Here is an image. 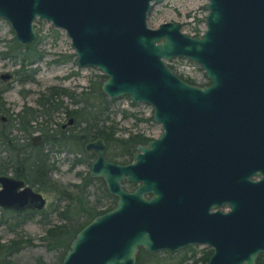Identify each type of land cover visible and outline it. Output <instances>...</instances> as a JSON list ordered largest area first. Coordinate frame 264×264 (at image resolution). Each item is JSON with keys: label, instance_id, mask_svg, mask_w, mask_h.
<instances>
[{"label": "water", "instance_id": "95a60500", "mask_svg": "<svg viewBox=\"0 0 264 264\" xmlns=\"http://www.w3.org/2000/svg\"><path fill=\"white\" fill-rule=\"evenodd\" d=\"M156 1L0 0L19 45L36 40L35 21L63 30L77 64L105 77L108 99L150 105L162 127L127 164L105 158L102 138L85 144L95 154L91 177L117 200L76 233L61 264H135L139 247L192 244L213 249L206 264H255L264 253V0H207L200 36L176 22L148 27ZM175 57L198 64L209 83L180 78L166 63ZM123 181L137 186L127 191ZM46 202L0 174V208L42 210ZM220 203L229 210L210 212Z\"/></svg>", "mask_w": 264, "mask_h": 264}, {"label": "trees", "instance_id": "16d2710c", "mask_svg": "<svg viewBox=\"0 0 264 264\" xmlns=\"http://www.w3.org/2000/svg\"><path fill=\"white\" fill-rule=\"evenodd\" d=\"M193 35H200L197 28L194 29ZM35 44L33 42L22 46L13 37L8 44V50L1 52L3 56L18 64L19 67L14 71V74L21 84L34 80L36 69H33V74H28L25 68L42 60L44 56L43 52L40 53L35 49ZM170 68L172 69V67ZM177 75L194 85L203 86L209 83L207 80L205 83L197 84L189 77H184L179 73ZM99 77L101 80L105 79L103 75H99ZM91 83H93V86H90L92 89L81 91L78 94L62 86H49L45 89V92L38 94L35 100L36 107L24 104L15 113L10 112V109L5 107L3 99V92L9 86L0 87V151L5 152L8 156L5 161V168L1 169L0 164V174H7V171L11 170L13 177L23 180L25 184L31 187H35L36 191L49 193L56 200L50 211V213H55L56 221L49 220L50 213L44 211V208L42 210L26 209L14 211L15 223L9 228L15 232V225H21L35 215L40 216L39 220L47 225L40 240L48 250L57 253L58 264H61L76 233L96 215L112 209L114 203H116V197L108 192L105 182L99 177L95 180L100 182L102 197L110 199L113 205L100 208V200L91 205L88 201L87 187L94 179L91 177L90 171L86 176L80 178V183L71 184L72 191L60 186L61 189L51 178V173L58 168L51 159L50 153L52 151L60 152L67 147L68 152L73 155L69 169H73L78 164L86 161L91 164L90 160L93 155L89 157L84 146L89 141L102 138L106 144L105 158L119 164H127L132 161L136 146L146 144L147 141L152 139L141 132H128L126 137L118 134L119 123L114 120L110 111V107L115 100L108 99L103 94L100 88L102 81L97 84L90 81ZM63 96L69 97L77 107L68 109L66 106H62L60 98ZM130 103L136 105L132 101ZM61 109L66 116L74 117V126L67 131L61 130V125L52 128L53 114ZM120 111L122 119L153 120L152 114L148 117H140L138 113L126 109ZM3 115L7 116V123L2 122ZM14 131L26 136L20 137ZM35 132H39L43 138L42 142L36 146L28 141V138ZM30 244L31 240L24 237H17L8 244L0 242V264H11L8 257ZM161 254H163V257H159ZM211 254V251L205 249L200 250L198 254L191 247L176 252L167 250L148 252L139 247L135 264H206ZM168 258L173 259V261L167 263L165 260ZM35 264L48 263L42 258H37ZM255 264H264V253L258 255Z\"/></svg>", "mask_w": 264, "mask_h": 264}, {"label": "rangeland", "instance_id": "374dc122", "mask_svg": "<svg viewBox=\"0 0 264 264\" xmlns=\"http://www.w3.org/2000/svg\"><path fill=\"white\" fill-rule=\"evenodd\" d=\"M206 2L207 0L156 1L152 4L151 11L148 14L147 25L150 28H156L164 22H176L182 25V31L188 35H193L195 28H197L202 34L205 30L204 20L207 11L204 5ZM197 20L199 21L197 22ZM34 29L37 33V38L34 41L36 44L34 47L38 52H43L44 56L42 60L25 68L28 74H33V69H36L34 80L21 84L17 81L18 77L14 74V71L19 67L18 64L1 54V52L8 50V44L12 38L15 37V34L11 29L10 24L6 20L0 18V74H11L9 79L4 80L0 78V87L9 86L3 92V99L5 101V107L9 108L10 112H17L24 104L36 107L35 100L38 94L45 92V89L52 85L65 87L78 94L81 91L92 89L90 86H93V83L90 84V81L95 82V84L101 81L103 82L99 77V75L102 74L97 68L81 67L77 64L70 40L63 30L54 28L46 21H35ZM166 63L168 66L172 67V70L176 74L179 73L184 77H189L197 84H202L207 81L203 70L193 61L182 57H175ZM60 100L62 101V106H66L68 109H75L77 107V105L67 96L61 97ZM114 100L115 101L110 107V111L111 116L119 123L118 134H122L126 137L128 132H141L152 139L161 134V125L153 120L135 121L132 118H121V109L138 113V116L140 117H148L153 112L150 105L144 103L132 105L130 103L131 100L126 96L118 97ZM3 116L5 119L2 122L7 123V116ZM70 118H73L74 120L73 116H66L65 112L61 109L53 114L52 128L66 124ZM73 126L74 124L71 127ZM14 132L20 137L26 136L25 134L22 135L20 132ZM36 134L40 136V139L36 144L38 145L43 140L39 132L33 133L32 136L28 138V141H31L32 137ZM72 156L73 155L68 152L67 147L60 152L52 151L50 153L51 159L58 168L51 173V178L55 184L59 187L62 186L66 188L68 191H72L71 184L80 183V178L86 176L90 171V164H88L87 161L78 164L73 169H69ZM7 158V154L0 151L1 169L5 168V161ZM92 161L93 158L90 160V163H92ZM7 175L13 176L11 170L7 171ZM96 178L99 177H93L94 180H92L91 184L87 187L89 203L94 205L100 200V208L113 205L110 199L102 197L101 185L99 181L95 180ZM131 184L125 181L122 182L123 188L127 191H133L136 188L137 185L132 184V186ZM33 188L36 190L35 187ZM39 192H41L47 200L44 211L50 213L54 207L56 201L55 198L47 192ZM3 210L5 209L0 208V242L8 244L17 237L29 238L31 240L30 245L21 248L8 257L11 264H35L37 258H42L48 264H58L57 253L48 250L40 240L47 227L45 223L39 220L40 216L35 215L32 219L25 221L23 224L15 225L14 232L9 228L15 223V215H13L14 211L5 210V212H3ZM56 219L55 213H50L49 220L53 222L56 221ZM203 247L204 246L202 245L198 246L196 252L199 254V251ZM159 257H163V254L159 255ZM165 261L170 263L173 259L168 258Z\"/></svg>", "mask_w": 264, "mask_h": 264}, {"label": "flooded vegetation", "instance_id": "af4514ba", "mask_svg": "<svg viewBox=\"0 0 264 264\" xmlns=\"http://www.w3.org/2000/svg\"><path fill=\"white\" fill-rule=\"evenodd\" d=\"M2 119H3V118H2ZM72 119H73V118H72ZM73 122H74V120H72V123H69V119H68V121H67L66 124H62V125H61V130L67 131V130L70 129L71 126L74 124ZM41 138H42V136H41ZM84 147H85V146H84ZM86 153H87V155H88L89 157H91V155H93V160H94V158H95V154H94L93 152H87V151H86ZM90 165H91V164H90ZM5 175H7V174H5ZM92 178H93V177H92ZM228 210H229V207H228V205H227L226 203H220L218 206L213 205V206L210 208V212H215V211H219V212H227ZM198 246H200V245H198V244H192V245H188V246H186V247H184V248L191 247L192 249H194V250L196 251V248H197ZM202 246H204V247H203L201 250L205 249L206 251L208 250V251L213 252V249H212L210 246H208V245H202ZM184 248H181V249H179V250H182V249H184ZM179 250H177V251H179ZM170 252H171V251H170ZM174 252H176V251H174Z\"/></svg>", "mask_w": 264, "mask_h": 264}]
</instances>
